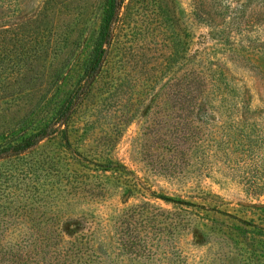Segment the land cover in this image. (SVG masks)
<instances>
[{
  "label": "rangeland",
  "instance_id": "374dc122",
  "mask_svg": "<svg viewBox=\"0 0 264 264\" xmlns=\"http://www.w3.org/2000/svg\"><path fill=\"white\" fill-rule=\"evenodd\" d=\"M195 1L178 0L193 35L192 54L222 73L224 93L205 102L189 128V140L173 154L165 141L174 135V121L157 115L154 95L140 100L129 69L118 74V86L105 80L101 94L85 110L83 128L92 149L108 151L111 161L134 174L140 193L127 196L112 190L96 202H65L63 209L72 219L67 238L86 233L100 221L113 224L128 208L148 202L155 207L151 212L157 235L152 243L164 249L177 243L188 264H264V0ZM101 3L0 0V25L8 24L25 47L42 43L53 53L39 58L35 66L15 67L13 73L26 74L22 88L15 79L0 81L5 88L0 90V141L8 122L33 119L39 107L42 114L51 112L73 90L99 32ZM49 151L60 152L56 146ZM176 161L179 166L173 171ZM161 196L197 207L179 208ZM13 203L9 217L0 216V245L38 243L37 233L45 227V202L33 200L29 193ZM30 205L36 217H31ZM107 237L115 242L111 230ZM96 239L100 245L99 234ZM142 255L112 256L120 259L115 262L104 259L107 264H156L159 259Z\"/></svg>",
  "mask_w": 264,
  "mask_h": 264
},
{
  "label": "trees",
  "instance_id": "16d2710c",
  "mask_svg": "<svg viewBox=\"0 0 264 264\" xmlns=\"http://www.w3.org/2000/svg\"><path fill=\"white\" fill-rule=\"evenodd\" d=\"M101 6L99 32L73 90L51 112L42 114L39 107L33 111V119L25 118L16 125L8 122L9 126L3 127L0 201L8 203L0 204V216L9 217L13 201L30 193L33 200L45 202L41 215L45 227L37 233L40 241L29 243V247L20 243L0 245V264H107L104 256L115 262L120 259L112 256L125 253L132 259L146 253L149 257L158 255L156 264H188L177 243L168 249L152 243L153 235H157L151 212L155 207L148 202L128 208L113 224L100 221L86 233L67 238L66 228L72 227V219L63 209L65 202H96L112 190L127 196L140 193L134 174L111 161L108 151L92 149L83 128L85 110L101 94L105 80L118 86L122 80L118 74L129 69L134 74L132 88L137 89L140 100L154 95L157 115L174 121V135L165 141L173 154L189 140V128L205 109V102L224 93L222 73L192 54L193 35L185 26L178 0H102ZM3 12L0 5V16ZM24 45L14 38L8 24L0 25V81L15 79L22 88L26 74L13 73L15 67L35 66L39 58L53 55L42 43ZM35 78L31 76L26 83ZM49 146L58 147L60 152H47ZM172 163L174 171L179 165ZM109 173L116 180L113 183ZM158 198L179 208L197 207L180 199ZM29 207L31 217H36V209ZM172 227L176 230L177 222ZM109 230L114 232L113 243L107 237ZM96 234L102 240L100 245Z\"/></svg>",
  "mask_w": 264,
  "mask_h": 264
}]
</instances>
